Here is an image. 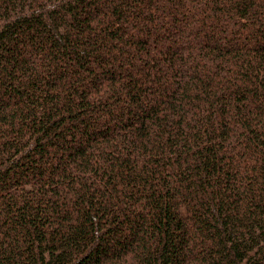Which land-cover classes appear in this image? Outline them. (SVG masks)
<instances>
[{"label": "trees", "instance_id": "1", "mask_svg": "<svg viewBox=\"0 0 264 264\" xmlns=\"http://www.w3.org/2000/svg\"><path fill=\"white\" fill-rule=\"evenodd\" d=\"M0 264H264V0H0Z\"/></svg>", "mask_w": 264, "mask_h": 264}]
</instances>
